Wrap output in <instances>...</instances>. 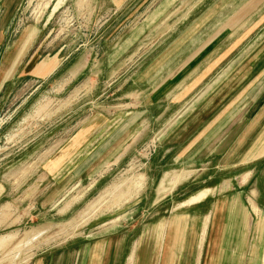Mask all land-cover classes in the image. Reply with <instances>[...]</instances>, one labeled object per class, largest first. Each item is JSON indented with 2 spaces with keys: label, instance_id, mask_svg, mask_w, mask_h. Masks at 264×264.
Here are the masks:
<instances>
[{
  "label": "rangeland",
  "instance_id": "374dc122",
  "mask_svg": "<svg viewBox=\"0 0 264 264\" xmlns=\"http://www.w3.org/2000/svg\"><path fill=\"white\" fill-rule=\"evenodd\" d=\"M256 1L0 0V264L114 229L127 253L143 229L125 263L141 264L164 228L147 225L206 196L197 211L233 202V264H264V157L230 148L264 29L242 44L222 27Z\"/></svg>",
  "mask_w": 264,
  "mask_h": 264
},
{
  "label": "crops",
  "instance_id": "0c3cea01",
  "mask_svg": "<svg viewBox=\"0 0 264 264\" xmlns=\"http://www.w3.org/2000/svg\"><path fill=\"white\" fill-rule=\"evenodd\" d=\"M241 13V18H243L241 22L238 17L234 19L233 16L222 27L248 30L236 43L245 44L246 39L248 40L246 43H250L251 29H264V20L261 19L264 18V0H257L255 6L253 4L243 6ZM250 13H258L259 19L254 21V19L249 20V17L246 18L244 14L249 16ZM263 40L264 32L263 34L259 33L252 41L258 44ZM245 52L244 50L241 52L242 58L249 51ZM260 71L262 73L258 77L257 96L250 102L247 116L241 118L240 123H236L238 129L236 132L234 129L233 132L237 136L233 140L235 143L230 145L232 149L240 148V152L235 155L241 156L245 162L264 157V65L258 70V72ZM206 198L207 196L193 203L199 205L192 212H173L169 217L159 218L151 225H147L151 227L154 224H161L164 228L161 233L150 235L151 240H147V249H145L147 255L141 264H154L155 258L156 264H233L236 258L231 255L227 245L229 231L234 227L232 208H230L233 202L226 200L225 203V200L216 199L206 213L197 211L203 208ZM251 222L247 214L243 229L245 226L249 228ZM237 226L239 227L238 224ZM140 235L133 239L126 253L124 232L115 229L103 230L97 235L100 236L99 238L90 242L89 245H84L81 251L78 249L74 252L70 247L67 251L59 254H53V250L49 253L42 252L33 259L32 264H122L123 258H125V264L133 244L139 240ZM241 239L243 244L246 239L244 236Z\"/></svg>",
  "mask_w": 264,
  "mask_h": 264
},
{
  "label": "bare ground",
  "instance_id": "6f19581e",
  "mask_svg": "<svg viewBox=\"0 0 264 264\" xmlns=\"http://www.w3.org/2000/svg\"><path fill=\"white\" fill-rule=\"evenodd\" d=\"M126 181V180H125ZM124 182V181H123ZM175 182V181H174ZM176 183V182H175ZM126 184V183H125ZM123 185H124V183L122 184H119V185H117L116 186V188L113 190V192L110 194V195H112V194H114V192H117V191H120V189L123 187ZM198 194H200V193H198Z\"/></svg>",
  "mask_w": 264,
  "mask_h": 264
}]
</instances>
